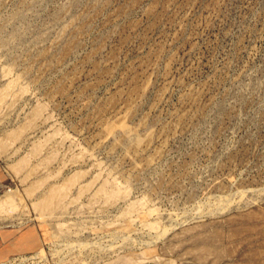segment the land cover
Wrapping results in <instances>:
<instances>
[{"label":"rangeland","instance_id":"374dc122","mask_svg":"<svg viewBox=\"0 0 264 264\" xmlns=\"http://www.w3.org/2000/svg\"><path fill=\"white\" fill-rule=\"evenodd\" d=\"M0 97V264L263 262L264 0H0Z\"/></svg>","mask_w":264,"mask_h":264},{"label":"bare ground","instance_id":"6f19581e","mask_svg":"<svg viewBox=\"0 0 264 264\" xmlns=\"http://www.w3.org/2000/svg\"><path fill=\"white\" fill-rule=\"evenodd\" d=\"M16 84V82H11V81H9V86H11L10 88H7L6 87V89H5V91H4V95L6 96L7 94H8V92L11 90V89H15V87H14V85ZM5 102H4V100H2L1 99V97H0V108L1 107H3V104H4ZM26 129V128H25ZM19 135H17L16 137H14V138H12L10 141H9V143H7V145H2L3 146V149H1V151L3 152V150L4 151H6V149H9L10 150V148L11 147H13L14 145H15V142L17 141V140H20L21 139V137H22V134H23V132L20 134V133H18ZM11 137H13V136H11ZM47 145V143H45V145H43V146H46ZM1 146V147H2ZM16 146V145H15ZM42 146V147H43ZM4 147L6 148V149H4ZM12 149V148H11ZM15 149V151H17V149L16 148H14ZM40 151H42V148H40L38 151H36V153H35V156H36V158L38 159V160H46L47 159V156L44 154H42ZM12 152V151H11ZM7 153H9V152H7ZM6 153V154H7ZM3 154H4V152H3ZM2 154V155H3ZM23 167V169H24V165L22 166ZM22 169V170H23ZM26 171H24L26 174H28V175H25V182L28 184V182H30L29 184H30V187H29V191L31 192V193H38V190H39V186L40 185H43V183L42 182H40V181H32L31 180V177L32 176H34V175H36L37 174V172H36V170H37V167H30V166H27L26 168ZM35 177V176H34ZM38 177H40V176H38ZM38 177H36V178H38ZM41 178V177H40ZM39 178V179H40ZM32 179H33V177H32ZM68 188H72V187H68ZM68 191H70L69 189H67L66 190V192H68ZM29 192V193H30ZM78 196L80 197V198H82V197H87L88 198V205L85 207V208H88L87 210L89 211L96 203H97V201H99V200H101L102 198H104V197H106V196H112V195H109V191H108V189H105V186L104 185H101V186H99L97 189H94L93 188V186H91L90 187V185H87V186H85V185H82V186H79L78 187ZM30 193V194H31ZM40 195V194H39ZM238 195H239V198L240 197H242L243 196V194H241V193H238ZM38 196V195H37ZM34 197H36L35 195H34ZM63 197H64V191L62 190V189H60V188H55V187H53V185H48L47 187H45V190L44 191H42V193H41V195H40V197L38 198V208L42 211V213L43 214H49V215H52L53 214V212H55L56 210L58 211L59 210V214L60 215H62V216H64V215H66L67 214V211H66V207L65 206H63V207H61V202H62V199H63ZM86 198V199H87ZM227 202V200H225V204H228V203H226ZM229 202V201H228ZM74 203H76L77 204V201H73V205H74ZM61 207V208H60ZM221 207V206H220ZM223 207H225V205L223 206ZM222 207V208H223ZM219 210H221V209H218V211ZM224 210V208L221 210V211H223ZM215 211V210H214ZM217 211V212H218ZM220 211V212H221ZM212 213V212H211ZM210 213V214H211ZM209 214V215H210ZM214 214V213H213ZM216 214V213H215ZM214 214V215H215ZM247 215V214H246ZM251 215V214H250ZM208 216V215H207ZM212 217V216H211ZM255 217V216H254ZM253 217V218H254ZM256 219V218H255ZM254 219V220H255ZM135 220V219H134ZM137 220V219H136ZM233 221H235V220H233ZM178 224H180V223H178ZM182 224V223H181ZM180 224V225H181ZM214 224V223H213ZM141 225H142V223H141ZM145 225V224H144ZM189 225V224H188ZM204 225H206L205 223H204V221H202V220H200V221H198L197 222V225L196 226H194V227H190V226H186V225H181L180 227H179V229H178V231H177V233L174 235V237H173V239L172 240H174V242H176V243H180L181 244V246H182V244H184V243H186V241H190V242H187V243H190L189 245H188V250H189V256H188V258H191L193 261H196V262H202V260H205L206 258H207V256H209V254H212L214 257H213V259H212V262H213V264H218V260H219V258L221 257V254H219V252L218 251H216V248H217V246H218V243H217V240H218V237L217 236H212V235H210V234H208V233H210V232H207L208 230H206V228H205V226ZM208 225V224H207ZM207 227V226H206ZM140 229V228H139ZM235 231V230H234ZM135 232H137L136 230H135ZM237 232H239V231H237ZM236 232V233H237ZM111 233V232H110ZM156 235H158V234H156ZM154 236L155 237V239H159L161 236H163L162 238L164 239L165 238V235H168V234H166V233H164V234H162L161 236ZM233 235V234H232ZM231 235V236H232ZM235 235V234H234ZM233 235V236H234ZM238 235V234H237ZM237 235H235V236H237ZM153 237V238H154ZM241 237V236H240ZM239 237V238H240ZM168 238V237H167ZM232 238V237H231ZM126 240L127 239H124L123 241L124 242H126ZM128 241V240H127ZM163 241V240H162ZM168 241H170V240H168ZM172 242V241H171ZM72 243V242H71ZM111 243V242H110ZM73 244V243H72ZM113 244V243H112ZM118 244V243H117ZM169 244V243H168ZM167 244V245H168ZM171 244V243H170ZM114 245H115V243H114ZM122 245H123V243H122ZM77 246H79V245H77ZM120 246H121V244H120ZM120 246H119V248H120ZM165 246V245H164ZM171 246V245H170ZM264 246V245H263ZM71 247V246H70ZM109 247H110V245H109ZM108 247V248H109ZM115 247H116V245H115ZM114 247V248H115ZM176 247V246H175ZM104 248V247H103ZM131 248V247H130ZM162 248V247H161ZM167 248V247H166ZM72 249V248H71ZM84 249V248H83ZM132 249V248H131ZM106 250H110V249H107L106 248ZM263 250H264V248H263ZM107 252H109V251H107ZM263 256V255H262ZM187 258V257H186ZM222 258V257H221ZM128 258H127V256H121V257H119L118 259H117V261H120V260H123V261H125V262H128L129 264H132L131 262H129L128 260H127ZM260 259V258H259ZM258 260V259H257ZM221 262V261H220ZM212 264V263H211ZM249 264H251L250 262H249ZM256 264H258V263H256ZM261 264H264V257H263V262L261 263Z\"/></svg>","mask_w":264,"mask_h":264}]
</instances>
